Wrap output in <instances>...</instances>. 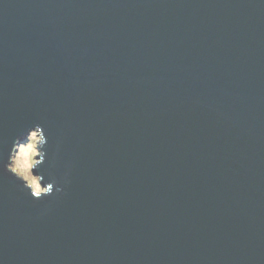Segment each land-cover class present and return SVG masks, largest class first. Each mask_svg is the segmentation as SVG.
Segmentation results:
<instances>
[{"label":"water","instance_id":"95a60500","mask_svg":"<svg viewBox=\"0 0 264 264\" xmlns=\"http://www.w3.org/2000/svg\"><path fill=\"white\" fill-rule=\"evenodd\" d=\"M0 264H264V0H0Z\"/></svg>","mask_w":264,"mask_h":264},{"label":"clouds","instance_id":"9594fccd","mask_svg":"<svg viewBox=\"0 0 264 264\" xmlns=\"http://www.w3.org/2000/svg\"><path fill=\"white\" fill-rule=\"evenodd\" d=\"M38 130H42L39 139H37ZM48 143L46 131L42 125L38 124L29 128L25 136L16 138L11 148L8 163L5 166L7 173L12 174L35 198H40L41 200L64 192L62 182L55 176L47 184L44 182L48 190L43 193L36 190L27 178L34 166L36 169L38 166L47 163Z\"/></svg>","mask_w":264,"mask_h":264},{"label":"rangeland","instance_id":"374dc122","mask_svg":"<svg viewBox=\"0 0 264 264\" xmlns=\"http://www.w3.org/2000/svg\"><path fill=\"white\" fill-rule=\"evenodd\" d=\"M40 138V135H37V139ZM29 179V182L33 184L34 188L38 186L40 188V191H43V188H41L40 184L38 183L37 179L31 174L27 177Z\"/></svg>","mask_w":264,"mask_h":264},{"label":"bare ground","instance_id":"6f19581e","mask_svg":"<svg viewBox=\"0 0 264 264\" xmlns=\"http://www.w3.org/2000/svg\"><path fill=\"white\" fill-rule=\"evenodd\" d=\"M35 189L38 190V191H40V188L38 186H36ZM43 191H40V192H43Z\"/></svg>","mask_w":264,"mask_h":264},{"label":"trees","instance_id":"16d2710c","mask_svg":"<svg viewBox=\"0 0 264 264\" xmlns=\"http://www.w3.org/2000/svg\"><path fill=\"white\" fill-rule=\"evenodd\" d=\"M40 192V191H39Z\"/></svg>","mask_w":264,"mask_h":264}]
</instances>
